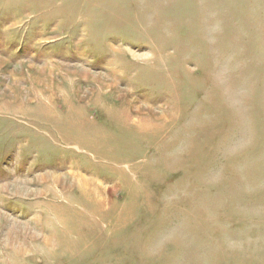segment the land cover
Here are the masks:
<instances>
[{"label": "rangeland", "instance_id": "374dc122", "mask_svg": "<svg viewBox=\"0 0 264 264\" xmlns=\"http://www.w3.org/2000/svg\"><path fill=\"white\" fill-rule=\"evenodd\" d=\"M0 264H264V0H0Z\"/></svg>", "mask_w": 264, "mask_h": 264}]
</instances>
